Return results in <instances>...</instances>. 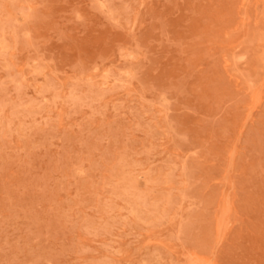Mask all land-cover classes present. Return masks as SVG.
<instances>
[{
    "label": "rangeland",
    "instance_id": "374dc122",
    "mask_svg": "<svg viewBox=\"0 0 264 264\" xmlns=\"http://www.w3.org/2000/svg\"><path fill=\"white\" fill-rule=\"evenodd\" d=\"M100 2L0 0V264H264V0Z\"/></svg>",
    "mask_w": 264,
    "mask_h": 264
},
{
    "label": "bare ground",
    "instance_id": "6f19581e",
    "mask_svg": "<svg viewBox=\"0 0 264 264\" xmlns=\"http://www.w3.org/2000/svg\"><path fill=\"white\" fill-rule=\"evenodd\" d=\"M99 3H101V4H103L102 2H100V0H99ZM109 3V2H108ZM100 5V4H99ZM105 6H103V8H104ZM104 10V9H103ZM22 33V32H21ZM240 42V41H239ZM242 43V42H241ZM238 44V43H237ZM236 44V45H237ZM236 47V46H235ZM240 58H242V56L241 57H239V59ZM121 80V79H120ZM125 83V82H124ZM42 87V86H41ZM258 91H259V89H258ZM49 92V91H48ZM256 94H258L257 92H256ZM165 98V97H164ZM163 98V99H164ZM255 98H256V96H255ZM167 99V98H166ZM99 101V100H98ZM35 114V113H34ZM258 115H259V113H258ZM210 118V117H209ZM257 118V117H256ZM148 121V120H147ZM209 121V120H208ZM207 121V123H209ZM216 122V121H215ZM255 123H256V121H255ZM85 125V124H84ZM52 127V126H51ZM102 126H100V128H101ZM99 128V127H98ZM97 129V128H96ZM109 129H110V126H109ZM108 129V130H109ZM252 129H253V127H252ZM252 129H251V131H252ZM255 129V128H254ZM128 131H129V129H128ZM249 131V130H248ZM257 131V130H256ZM51 132H54V131H51ZM81 132V131H80ZM92 132V131H91ZM253 132H255L254 130H253ZM64 133V132H63ZM246 133H247V131H246ZM49 134V133H48ZM51 134V133H50ZM253 134V133H252ZM257 134V133H256ZM255 134V135H256ZM2 135V134H1ZM244 135H246V134H244ZM51 136H53V135H51ZM56 136V135H55ZM243 138V137H242ZM261 138V137H260ZM20 139H22V138H20ZM152 139V138H151ZM245 140V139H244ZM248 141V140H247ZM260 141V140H259ZM85 142H87V141H85ZM62 143V142H61ZM244 143V142H243ZM251 143V142H250ZM125 144V143H124ZM242 144V143H241ZM258 144V143H257ZM42 145H44V144H42ZM85 145V144H84ZM250 145V144H249ZM252 145V144H251ZM253 146V145H252ZM263 146V145H262ZM86 147V146H85ZM242 147V146H241ZM23 148V147H22ZM25 148V147H24ZM242 149H243V147H242ZM25 151H27V150H25ZM24 151V152H25ZM46 151V150H45ZM44 151V152H45ZM254 151V150H253ZM256 151V150H255ZM240 153H242V152H240ZM255 153V152H254ZM42 156V155H41ZM43 157V156H42ZM237 157V156H236ZM1 165H2V162H1ZM73 165V164H72ZM64 166V165H63ZM99 166V165H98ZM2 167V166H1ZM100 167V166H99ZM2 169V168H1ZM0 169V170H1ZM234 169V168H233ZM84 170H86V169H84ZM235 170V169H234ZM233 170V171H234ZM77 171V170H76ZM89 171V170H88ZM54 172V171H53ZM80 171H78V174H80L79 173ZM83 172V170L81 171V173ZM62 174V173H61ZM114 175V174H113ZM115 176V175H114ZM58 177V176H57ZM44 179V178H43ZM82 180H84V179H82ZM66 182V181H65ZM107 186V185H106ZM44 188V187H43ZM68 189V188H67ZM44 192V191H43ZM125 192V191H124ZM52 193V192H51ZM6 194V193H5ZM55 195V194H54ZM56 196V195H55ZM66 199V198H65ZM227 199V198H226ZM10 201H11V198H10ZM137 203V202H136ZM226 203H227V201H226ZM40 204V203H39ZM134 204H135V202H134ZM55 205H57L56 203H55ZM67 206V205H66ZM175 206H176V204H175ZM223 206V205H222ZM12 207V206H11ZM27 207V206H26ZM68 207V206H67ZM224 207V206H223ZM222 207V208H223ZM20 208V207H19ZM71 208V207H70ZM140 209V208H139ZM145 209V208H144ZM133 211V210H132ZM227 211V210H226ZM81 213V212H80ZM149 213V212H148ZM25 214V213H24ZM35 214V213H34ZM34 216V215H33ZM17 217V216H16ZM36 217V216H35ZM9 218V217H8ZM28 218V217H27ZM30 218V217H29ZM58 218V217H57ZM17 219V218H16ZM18 219H19V217H18ZM25 219H26V217H25ZM39 219V218H38ZM79 219V218H78ZM3 220H5V218L3 219ZM37 220V219H36ZM120 220H122V219H120ZM224 220V219H223ZM15 221V220H14ZM39 221V220H38ZM38 221H37V224H38ZM41 221V220H40ZM43 221V220H42ZM59 221V220H58ZM57 221V222H58ZM76 221H77V219H76ZM48 222H49V220H48ZM2 222H0V224H1ZM44 223V222H43ZM59 223V222H58ZM223 223V222H222ZM75 224V223H74ZM113 224H115V223H113ZM76 225V224H75ZM223 225V224H222ZM46 227H49V226H46ZM4 228V227H3ZM2 229V228H1ZM73 228H71V230H72ZM143 229V228H142ZM6 230V229H5ZM69 230H70V228H69ZM14 231V230H13ZM25 231V230H24ZM221 231V230H220ZM70 232V231H69ZM130 233H131V231H130ZM24 234V233H23ZM36 234V233H35ZM64 234V233H63ZM75 234V233H74ZM35 236V235H34ZM38 236V235H37ZM6 237V236H5ZM218 238H219V236H217ZM46 238V237H45ZM47 238H48V235H47ZM64 238V237H63ZM65 238H66V236H65ZM6 239H7V237H6ZM25 243V242H24ZM74 243V242H73ZM21 244V243H20ZM30 244V243H29ZM7 245V244H6ZM9 245V244H8ZM51 245V244H50ZM62 245V244H61ZM59 246V245H58ZM69 246H70V244H69ZM36 247H38V246H36ZM66 247H68V246H66ZM66 247H65V249H66ZM110 247V246H109ZM22 248H24V247H22L21 246V248L20 249H22ZM60 248V247H59ZM64 248V247H63ZM70 248V247H69ZM19 249V250H20ZM49 249V248H48ZM61 249V248H60ZM70 249H73V248H70ZM7 250V249H6ZM24 250V249H23ZM23 250H22V252H23ZM33 250V249H32ZM43 250H45L44 248H43ZM51 250V249H50ZM69 250V249H68ZM105 250V249H104ZM1 251V250H0ZM16 251V250H15ZM42 251V250H41ZM78 251H80L79 249H78ZM83 251V250H82ZM116 251V250H115ZM147 251H148V249H147ZM3 252V251H2ZM21 252V251H20ZM43 252V251H42ZM61 252H63V251H61ZM60 251H59V253H61ZM81 252V251H80ZM51 253V252H50ZM71 253V252H70ZM30 253H28V255H29ZM34 254V253H33ZM39 254V253H38ZM62 254V253H61ZM72 254V253H71ZM13 255H15V254H13ZM37 255V254H36ZM63 255V254H62ZM49 256V255H48ZM59 256V255H58ZM38 257V256H37ZM40 257H42V256H40ZM48 259V258H47ZM19 260V259H18ZM18 260H16V261H18ZM51 260H52V257H51ZM162 260V259H161ZM5 261V260H4ZM31 261V260H30ZM29 261V262H30ZM34 261H36V260H34ZM33 261V262H34ZM73 261V260H72ZM78 261V260H77ZM198 260H195V263L197 262ZM20 262V261H19ZM22 262V261H21ZM199 262V261H198ZM202 262H203V260H202ZM204 262H206V261H204ZM60 263V262H59ZM172 263V262H171ZM197 264V263H196Z\"/></svg>",
    "mask_w": 264,
    "mask_h": 264
}]
</instances>
